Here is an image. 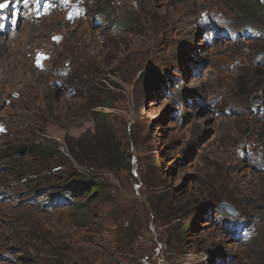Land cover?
Segmentation results:
<instances>
[{
    "label": "rangeland",
    "instance_id": "374dc122",
    "mask_svg": "<svg viewBox=\"0 0 264 264\" xmlns=\"http://www.w3.org/2000/svg\"><path fill=\"white\" fill-rule=\"evenodd\" d=\"M55 3L0 34V264H264V39L235 35L264 0ZM82 179L107 200L44 207Z\"/></svg>",
    "mask_w": 264,
    "mask_h": 264
},
{
    "label": "trees",
    "instance_id": "16d2710c",
    "mask_svg": "<svg viewBox=\"0 0 264 264\" xmlns=\"http://www.w3.org/2000/svg\"><path fill=\"white\" fill-rule=\"evenodd\" d=\"M248 2L249 0H241V3H245L246 6L248 5ZM102 4L104 6V1ZM257 4L259 3H256V5ZM254 7H255V3H254ZM103 99L104 101H100L99 103H96L95 106H100L103 108L113 107V103L110 101L111 97L109 95L104 94ZM262 141L264 142V135H262ZM66 190L67 191L65 193H57V194L44 193L47 194V202L44 206L52 207L53 204L57 203V204H61L66 209H70V210L72 209L74 211H79V210L84 211L86 209H89L90 206L93 203H95L97 199L107 200L108 198L107 187L105 186V184L92 179H86V180L82 179L81 181L68 182L66 184ZM82 202L83 204H81ZM217 208L220 209L218 211L222 216L228 217V213L224 209H222L221 207H217ZM84 217L89 219L92 218L89 216H84ZM31 230L29 231V234ZM34 234H37V231H35ZM36 242L37 241H35V243Z\"/></svg>",
    "mask_w": 264,
    "mask_h": 264
},
{
    "label": "bare ground",
    "instance_id": "6f19581e",
    "mask_svg": "<svg viewBox=\"0 0 264 264\" xmlns=\"http://www.w3.org/2000/svg\"><path fill=\"white\" fill-rule=\"evenodd\" d=\"M26 2L24 0H17L16 8L14 9V13L8 15L5 22H0V34H10L13 33V28H11V22L19 15L27 13ZM1 43V42H0Z\"/></svg>",
    "mask_w": 264,
    "mask_h": 264
},
{
    "label": "water",
    "instance_id": "95a60500",
    "mask_svg": "<svg viewBox=\"0 0 264 264\" xmlns=\"http://www.w3.org/2000/svg\"><path fill=\"white\" fill-rule=\"evenodd\" d=\"M0 120H1V118H0ZM27 151H28V147L27 146L21 147L20 149L17 150L16 156L17 157L26 156ZM219 206L222 207L229 214H233V215L237 216L240 213L237 209H235L232 206H230V204L227 203V202H222Z\"/></svg>",
    "mask_w": 264,
    "mask_h": 264
},
{
    "label": "snow or ice",
    "instance_id": "6c2138e0",
    "mask_svg": "<svg viewBox=\"0 0 264 264\" xmlns=\"http://www.w3.org/2000/svg\"><path fill=\"white\" fill-rule=\"evenodd\" d=\"M5 6H6V4H0V8H3Z\"/></svg>",
    "mask_w": 264,
    "mask_h": 264
}]
</instances>
